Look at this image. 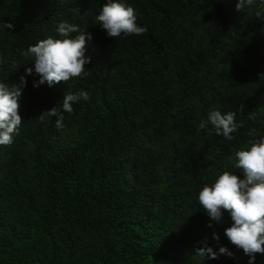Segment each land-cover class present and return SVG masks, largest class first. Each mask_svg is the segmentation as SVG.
I'll return each mask as SVG.
<instances>
[{
	"label": "trees",
	"instance_id": "1",
	"mask_svg": "<svg viewBox=\"0 0 264 264\" xmlns=\"http://www.w3.org/2000/svg\"><path fill=\"white\" fill-rule=\"evenodd\" d=\"M120 2L144 35L109 38L96 21L107 0H0V24L15 25L0 28V83L33 68L19 135L0 146V264H248L230 215L209 228L198 194L225 170L244 179L234 153L264 138V0ZM64 21L91 35V73L34 87L24 53ZM81 90L90 99L56 130L46 112ZM212 111L236 112L232 140L199 130ZM203 241L234 256L203 259Z\"/></svg>",
	"mask_w": 264,
	"mask_h": 264
},
{
	"label": "clouds",
	"instance_id": "2",
	"mask_svg": "<svg viewBox=\"0 0 264 264\" xmlns=\"http://www.w3.org/2000/svg\"><path fill=\"white\" fill-rule=\"evenodd\" d=\"M246 4L252 5L253 0H239L236 10H244ZM256 15L257 18L264 17L261 12ZM96 21L112 39L122 36L139 37L147 32L146 27L138 26L133 7L120 0H107L96 16ZM0 28L14 30L15 25L0 24ZM55 31L59 39L49 37L35 46H29L24 53L33 58L34 72L39 76L34 87L66 84L74 78L86 79L91 73L86 68L91 63V58L85 56L86 39L90 40L91 35L86 36L85 30L81 31L79 25L67 21L60 22ZM30 75H33L32 67H28L25 75L19 78L18 83H12L11 87L0 83V146L12 145L14 136L19 135L23 121L19 114V101L27 84L26 76ZM260 77L264 80V73ZM89 99V93L84 90L64 94L62 101L58 103L60 107H53L46 112L50 118H56V130L64 127L65 113L73 114L74 104ZM209 124L213 126L217 136H223L229 141L234 138L232 134L242 127L236 121V112L232 111L224 114L220 111L210 112L207 120H201L199 130L207 131ZM234 157L237 160L236 167L242 171L244 179L225 170L212 185L203 186L198 194V201L209 217V228L225 223L224 212L230 215L233 223L225 229V236L249 257L248 264H255L256 254L264 255V138L251 142L246 150L236 151ZM213 239L219 241V236L214 233ZM201 243L203 246L195 251L203 259H217L219 255L229 258L234 256L225 246L219 247L216 252L206 241Z\"/></svg>",
	"mask_w": 264,
	"mask_h": 264
}]
</instances>
